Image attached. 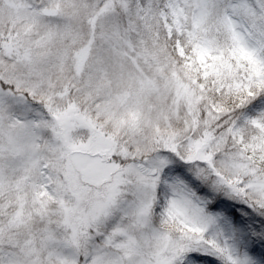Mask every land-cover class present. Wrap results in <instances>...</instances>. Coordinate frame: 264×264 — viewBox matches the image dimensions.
<instances>
[{
  "label": "snow or ice",
  "instance_id": "obj_1",
  "mask_svg": "<svg viewBox=\"0 0 264 264\" xmlns=\"http://www.w3.org/2000/svg\"><path fill=\"white\" fill-rule=\"evenodd\" d=\"M0 264H264V0H0Z\"/></svg>",
  "mask_w": 264,
  "mask_h": 264
}]
</instances>
